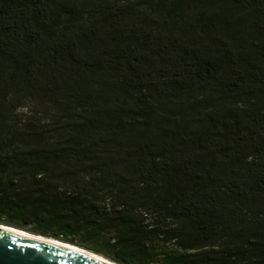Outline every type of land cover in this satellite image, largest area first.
<instances>
[{"label":"trees","instance_id":"trees-1","mask_svg":"<svg viewBox=\"0 0 264 264\" xmlns=\"http://www.w3.org/2000/svg\"><path fill=\"white\" fill-rule=\"evenodd\" d=\"M0 225L264 264V0H0Z\"/></svg>","mask_w":264,"mask_h":264},{"label":"water","instance_id":"water-1","mask_svg":"<svg viewBox=\"0 0 264 264\" xmlns=\"http://www.w3.org/2000/svg\"><path fill=\"white\" fill-rule=\"evenodd\" d=\"M0 264L103 263L75 251L0 231Z\"/></svg>","mask_w":264,"mask_h":264},{"label":"bare ground","instance_id":"bare-ground-1","mask_svg":"<svg viewBox=\"0 0 264 264\" xmlns=\"http://www.w3.org/2000/svg\"><path fill=\"white\" fill-rule=\"evenodd\" d=\"M0 231L5 232V233H10V234H13V235L22 236V237H25V238H28V239L36 240V241H39V242H42V243H46V244H49V245H53V246H56V247H60V248L68 249V250H71V251H75L77 253L83 254V255H85L87 257H90L92 259H95L96 261H99V262H101L103 264H116V263H113V262H111V261L99 256V255H96V254H94L92 252H89L87 250H84V249H81L79 247H76V246H73V245H69V244H66V243H62L60 241H56V240H53V239H46V238H43V237H37L35 235L26 233L24 231L13 229V228H9V227H5V226H2V225H0Z\"/></svg>","mask_w":264,"mask_h":264},{"label":"rangeland","instance_id":"rangeland-1","mask_svg":"<svg viewBox=\"0 0 264 264\" xmlns=\"http://www.w3.org/2000/svg\"><path fill=\"white\" fill-rule=\"evenodd\" d=\"M22 114H23V112H22ZM6 227V226H5ZM10 228V227H9ZM27 233V232H26ZM29 234H31V233H29ZM33 235V234H32ZM36 236V235H35ZM47 239V238H46ZM54 240V239H53ZM61 242V241H60ZM63 243V242H62Z\"/></svg>","mask_w":264,"mask_h":264}]
</instances>
